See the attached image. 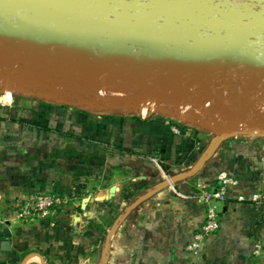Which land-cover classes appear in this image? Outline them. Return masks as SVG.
<instances>
[{
  "label": "crops",
  "instance_id": "obj_1",
  "mask_svg": "<svg viewBox=\"0 0 264 264\" xmlns=\"http://www.w3.org/2000/svg\"><path fill=\"white\" fill-rule=\"evenodd\" d=\"M19 79L0 80V95ZM59 101L19 89L12 101L0 102L1 208L12 209L35 193H55L67 202L50 218H69L83 227L94 208L104 215L112 203L115 213L127 187L149 182L143 199L119 207L122 215L110 236L111 264H264V201L255 205L239 199L264 190V135L247 132L216 144L220 133L213 125L201 128L197 120L185 122L178 116L186 104L143 117L135 108L99 103L62 106ZM213 146L203 167L190 174ZM221 173L237 183L229 184L224 197L213 201L219 210V230L194 256L188 246L204 221L197 194L217 189ZM175 175L181 177L168 184L166 176ZM76 181L87 192L91 188L81 200L73 195ZM77 202L83 204L81 210L76 209ZM42 223L13 220L0 225V263L38 264L36 233Z\"/></svg>",
  "mask_w": 264,
  "mask_h": 264
},
{
  "label": "water",
  "instance_id": "obj_2",
  "mask_svg": "<svg viewBox=\"0 0 264 264\" xmlns=\"http://www.w3.org/2000/svg\"><path fill=\"white\" fill-rule=\"evenodd\" d=\"M255 76L264 77V4L235 10L222 0H0V80L20 78V87L108 90L112 96L98 103L122 110H140L147 101L162 112L181 104L200 112L211 110L205 104L223 106L231 118L212 126L218 144L246 126L264 135V118L242 108L264 83L243 97L215 89ZM197 119L198 113L184 117Z\"/></svg>",
  "mask_w": 264,
  "mask_h": 264
},
{
  "label": "rangeland",
  "instance_id": "obj_3",
  "mask_svg": "<svg viewBox=\"0 0 264 264\" xmlns=\"http://www.w3.org/2000/svg\"><path fill=\"white\" fill-rule=\"evenodd\" d=\"M222 1L228 7L235 10L256 8L264 4V0ZM263 83L264 77H246L242 78V81H228L224 83V86L219 88L216 87V90L224 92L227 95H238L243 97L254 90L259 84ZM11 85L13 87V84ZM14 86L17 89H25L27 92L34 90L36 94H41L43 97L46 96L55 101L67 99L78 103L82 100L89 101V103H98L108 99L105 94L99 96L85 95V92L79 93L65 87L43 90L42 86L37 83L22 88L15 82ZM17 92L18 90L14 92V95ZM203 107H208L211 110L200 112L198 109H194V111L199 114V119L196 121L199 127L207 129L212 125L222 126L229 124L231 114L223 106L205 104ZM242 108L251 116L264 118V91L251 98ZM250 129V126L244 127V131H246L238 134V137H241L247 132L249 133ZM73 187V195L80 200L91 191V188H89L90 190L87 192L84 188L79 186L78 181L73 184ZM149 188V182H140L132 184L131 187H127L119 201V207L127 208L128 206H132L134 203L144 198L145 191ZM82 205V203L77 202L76 209L81 210ZM108 206L107 213L104 215L98 214L94 208V213L88 216V220L83 227H78L77 224H73L72 222L74 221L71 222L69 218H59L55 220L49 217L41 219L43 223L42 226L38 228L41 237L40 234L36 233V254L40 258L38 264H111L114 246L110 236L113 235L118 226V224L116 226L114 225L119 220L120 215H122L121 212L123 209H119L118 207L115 213H113L111 211L113 204L109 203Z\"/></svg>",
  "mask_w": 264,
  "mask_h": 264
},
{
  "label": "built area",
  "instance_id": "obj_4",
  "mask_svg": "<svg viewBox=\"0 0 264 264\" xmlns=\"http://www.w3.org/2000/svg\"><path fill=\"white\" fill-rule=\"evenodd\" d=\"M17 88L7 89L0 95V102H10L13 99L14 92ZM103 95V94H102ZM109 96H112L110 94ZM108 97V96H107ZM160 104L153 101H147L140 108V112L143 117L148 116L150 113L158 111ZM183 109L178 110V116L184 118L186 115L196 113L194 107L191 104H186ZM177 130V129H176ZM170 176H166V182L172 184ZM221 185L215 190H205L197 194V199L204 210V221L200 230L196 233L194 240L188 246V250L194 256H199L203 242L210 236L216 234L220 227L219 210L214 205V200H221L229 184H236L237 181L228 177L227 174L221 173L219 175ZM240 200H249L255 205H260L264 201V190H258L252 194L251 197L241 195ZM67 200L55 193H35L24 198L21 202L16 203L12 209H3L0 207V225L8 224L13 220H35L44 219L53 216L58 209L62 208L66 204ZM260 246L257 247L259 252Z\"/></svg>",
  "mask_w": 264,
  "mask_h": 264
},
{
  "label": "trees",
  "instance_id": "obj_5",
  "mask_svg": "<svg viewBox=\"0 0 264 264\" xmlns=\"http://www.w3.org/2000/svg\"><path fill=\"white\" fill-rule=\"evenodd\" d=\"M59 104L62 105V106H71V104H68V103H66V102H64V101H59ZM185 122H189V120H185ZM56 213H57V212H56ZM56 213H55L53 216H55ZM0 264H7V263H5V262H1Z\"/></svg>",
  "mask_w": 264,
  "mask_h": 264
}]
</instances>
